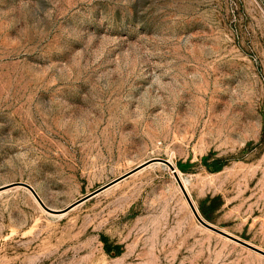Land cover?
<instances>
[{"label": "rangeland", "instance_id": "rangeland-1", "mask_svg": "<svg viewBox=\"0 0 264 264\" xmlns=\"http://www.w3.org/2000/svg\"><path fill=\"white\" fill-rule=\"evenodd\" d=\"M159 158L264 250V0H0V264H264Z\"/></svg>", "mask_w": 264, "mask_h": 264}, {"label": "water", "instance_id": "water-1", "mask_svg": "<svg viewBox=\"0 0 264 264\" xmlns=\"http://www.w3.org/2000/svg\"><path fill=\"white\" fill-rule=\"evenodd\" d=\"M159 160H160L161 162H163L164 164H166V165H167V166H168V167L174 172V175H175L177 181L179 182V185H180V187H181V189H182V191H183L185 197L187 198V200H188V202H189V204H190V206H191V208H192V210H193V213L195 214V216L197 217V219H198V220H199L204 226H206V227H208V228H210V229H212V230H214V231H216V232H218V233H220V234H222V235H224V236H226V237H228V238H230V239H232V240H234V241H236V242H239V243H241V244H243V245H245V246H247V247H249V248H252V249H254V250H256V251H258V252L264 254V250H263V249H261V248L255 246V245H253V244H251V243H249V242H247V241H245V240H243V239H241V238H239V237H237V236H235V235H233V234H231V233H229V232H227V231H225V230H222V229L216 227L215 225L209 223L208 221H206V220L200 215V213H199V211L197 210L195 204L193 203V200L191 199L189 193L187 192V189L185 188V186H184V184H183V182H182V180H181V178H180L178 172L176 171V168H175L174 164H173L172 162H170L169 160L164 159V158H159ZM139 168H140V167L134 168V169L130 170L129 172H127V173H125V174H123V175H121V176H119V177L113 179L112 181H110V182H108V183H106V184L100 186L99 188H97V189L91 191L90 193H88V194H86L85 196L81 197L80 199H78V200L75 201L74 203L70 204L67 208H65L64 210H62V212L67 211V210L73 208L74 206L78 205L79 203H81V202H83V201H85V200H87V199H89V198L95 196L96 194H98V193L101 192L102 190L106 189L107 187L113 185L114 183H116V182L120 181L121 179H123V178L129 176L130 174L134 173V172H135L136 170H138ZM20 184L23 185V186H25L27 189H29V190L32 192V194L35 196V198L37 199V201L41 204V206H42L44 209H46V210L49 211V212H57V210H55V209H53V208H50L49 206H47V205L45 204V202L42 200V198L40 197V195L37 193V191L35 190V188H34L31 184L26 183V182H21Z\"/></svg>", "mask_w": 264, "mask_h": 264}, {"label": "crops", "instance_id": "crops-1", "mask_svg": "<svg viewBox=\"0 0 264 264\" xmlns=\"http://www.w3.org/2000/svg\"><path fill=\"white\" fill-rule=\"evenodd\" d=\"M133 174H134V173H133ZM133 174H130L129 176H127V177H125V178L121 179L120 181H118V182L114 183L113 185H111V186L107 187L106 189L102 190L101 192H99V193H98V194H96L95 196H97V195H99V194H101V193H104L105 191H108L109 189H111V188L115 187L116 185H118L119 183H121V182L125 181L127 178H129V177H130L131 175H133ZM95 196H93V197H95ZM89 199H91V198H89ZM89 199H87V200H89ZM87 200H85V201H87Z\"/></svg>", "mask_w": 264, "mask_h": 264}, {"label": "trees", "instance_id": "trees-1", "mask_svg": "<svg viewBox=\"0 0 264 264\" xmlns=\"http://www.w3.org/2000/svg\"><path fill=\"white\" fill-rule=\"evenodd\" d=\"M216 163V162H215ZM220 164H215V168L219 169Z\"/></svg>", "mask_w": 264, "mask_h": 264}, {"label": "bare ground", "instance_id": "bare-ground-1", "mask_svg": "<svg viewBox=\"0 0 264 264\" xmlns=\"http://www.w3.org/2000/svg\"><path fill=\"white\" fill-rule=\"evenodd\" d=\"M168 160V159H167ZM170 161V160H169ZM170 162H172V161H170ZM177 171V170H176Z\"/></svg>", "mask_w": 264, "mask_h": 264}]
</instances>
